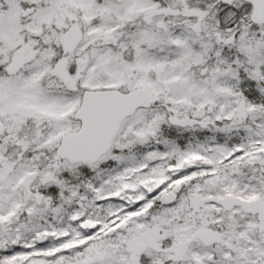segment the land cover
I'll return each instance as SVG.
<instances>
[{
    "label": "snow or ice",
    "instance_id": "obj_1",
    "mask_svg": "<svg viewBox=\"0 0 264 264\" xmlns=\"http://www.w3.org/2000/svg\"><path fill=\"white\" fill-rule=\"evenodd\" d=\"M0 264H264V0H0Z\"/></svg>",
    "mask_w": 264,
    "mask_h": 264
}]
</instances>
